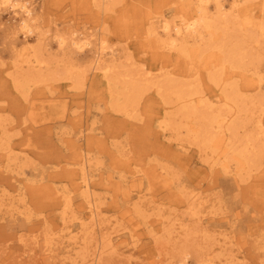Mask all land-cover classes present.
Here are the masks:
<instances>
[{
	"label": "rangeland",
	"instance_id": "374dc122",
	"mask_svg": "<svg viewBox=\"0 0 264 264\" xmlns=\"http://www.w3.org/2000/svg\"><path fill=\"white\" fill-rule=\"evenodd\" d=\"M114 1V10L97 17L87 12L85 2L34 3L51 32L93 31L106 37L115 49L118 71L135 85L127 110L137 117L112 110L103 84L102 96L88 93L96 79L86 70L87 85L78 74L87 69L89 48L69 53L53 46L47 52L42 44L45 59L51 55L53 63L38 70V82L27 80L35 70L31 73L21 62L23 35L9 36L15 16L0 10V264H92L98 248L103 252L94 264H178L183 253L190 257L188 264H264V150H252L239 170L235 160L242 135L248 132L255 142L256 121L264 126V104H254L242 89L247 107L237 122L242 129L236 132L234 152L228 138L216 150L201 149L187 128L176 129L180 115L173 128H160L162 106L165 114L178 112L180 106L162 104L155 85L142 75L148 66L159 72L154 80L163 88L170 86L162 91L166 97L187 83L199 90L191 98L193 103L204 100L200 109H227L220 107L219 91L205 75H184V67L155 61L136 45L145 32L140 10L161 11L180 22L186 15L177 13L179 0ZM44 42L54 41L48 36ZM251 60L243 59V72H264V59ZM73 71H79L78 80L63 77ZM81 152L89 160L86 174L100 209L93 227L76 188L80 179L75 178V161ZM135 169L146 171L141 182L132 177ZM133 179L137 187L130 192ZM61 193L68 196L67 206L57 200Z\"/></svg>",
	"mask_w": 264,
	"mask_h": 264
},
{
	"label": "bare ground",
	"instance_id": "6f19581e",
	"mask_svg": "<svg viewBox=\"0 0 264 264\" xmlns=\"http://www.w3.org/2000/svg\"><path fill=\"white\" fill-rule=\"evenodd\" d=\"M71 1L78 4H82V2L88 4L86 8L87 12H92L91 15L95 17L100 16L102 12L114 10L110 5L116 4L114 0ZM14 2H17V0H14ZM18 2L21 4V7L27 4L28 8L32 9L29 26L35 34L26 36L21 33V21L28 19L23 12L19 16L13 14L15 18L14 22L10 24V28L8 27V34L14 38L18 34L23 35V42L19 47L20 54L23 55L21 62L26 64L31 73L35 70L29 78L27 77V80L31 79L30 81L33 83L38 82V70L42 69L43 66H47L48 63H53L52 60L54 59L51 58V55L48 56V59H45L42 44L47 52L53 46H55V50L57 51L64 50L69 53H81L89 48L91 58L88 64H86L85 68L87 69H83L82 75L78 74L83 83L87 80L85 77L86 70L93 74L94 80L96 79L93 84L90 83L88 85V82L85 83L88 85V93L97 92L102 96L105 90L100 87V84H103V87L107 89L112 110L121 112L127 117H137L127 110L134 102V96L131 92L136 89L135 85L132 81L124 79L125 75H122L118 71L117 60L114 57L115 49L107 44L105 36L96 35L93 31L85 32L75 37L73 36V33H77L75 30L66 33L65 31L60 32L56 29L54 32H51L46 29L48 23L42 20L44 18L39 14L34 0H18ZM121 7L123 10L121 12L126 14V5L123 4ZM133 11H130V15L134 16ZM140 11L143 14L145 22H143L145 24V32L144 39H141L136 45L150 54L149 56L155 61H162L164 62L163 64H167V66L172 65L174 68L176 66L184 67V75L187 74L189 77H195L201 73L205 75L210 82L216 85V93L219 91L217 96L220 97L219 101L222 100L220 107H226L227 109L224 112L221 109L219 112L214 113L210 111L211 107L200 109L205 102L202 98H198L193 103L191 96L195 93L197 94L199 90L189 87L187 83L179 84L177 90L170 97H166L162 91L169 90L170 86L167 87L166 84L165 88H163L164 84L162 82L154 80L159 76V72L156 73L157 75L152 73L150 71L151 66H148L149 68L143 71L142 75L146 78L147 83L155 85L154 87L160 95L162 104H171L173 102L180 106L178 112L168 114H165L167 108L162 106V109L157 114V117L165 115L161 121V123H164V126L159 125L160 128H173V120H175L177 115H180L184 119L181 118L176 122V129L177 127L187 128L188 134H191V139L201 149L216 150L221 141L224 142L228 138L226 144L234 152L236 149L233 143L237 142L236 132L239 130V127L242 129L241 124L239 126L237 122L243 119L242 115L246 113L247 107L246 99L241 96L243 94L242 89L250 93L247 95L251 96L252 102L255 100L254 104H264V72L255 70L254 68L249 69L248 71L251 72L247 75L245 73L247 70L245 69L243 72L242 67L243 59L249 56L252 58V64L261 62L264 59V0H179L177 3V13L179 16L186 15V18L180 22L175 19L176 16L167 17L161 11ZM33 20L35 23H32ZM194 20L199 22L196 31H186L185 25ZM165 26H167V31H165ZM177 28L180 29L179 33H177ZM48 36H51V39L54 41L53 43L44 42ZM31 38L35 39L33 43L29 41ZM85 41L88 42L89 46L83 51L74 47L75 44H80L82 47ZM78 67L76 66L74 69L78 70ZM163 68L164 66H161L159 70ZM77 72L79 71L64 74L63 77L66 79L73 77L76 80L75 74ZM19 86L23 87V84ZM119 99L122 100L121 103L118 102ZM205 109L206 111L204 112ZM261 113L262 111L258 113L257 119L261 117ZM183 123L185 125H182ZM254 140L256 143L248 132L246 135H242V143L241 145L239 144L238 150L239 156H235L238 170L241 166L247 165L252 150H255L256 153L264 150V126L259 120L256 121ZM236 148L238 149V147ZM223 151L226 152L225 147ZM88 161L84 153H79L76 157L75 165L77 168L74 172H77L75 178L80 179L76 188L82 191L85 200V202L82 201V204H85L86 208H88V214L85 215V218L90 221V225L93 227L97 221L96 218L100 213V209H98L93 200L94 197L92 196L87 178V167L90 166ZM224 164L225 166L222 169L226 173L229 170L226 163ZM133 174L132 177H139L140 182L146 178L145 170L135 169ZM160 175L162 174L160 173ZM121 180L123 182L126 181L122 177ZM136 182L133 179L131 184H129L128 188L130 192L137 187L135 185ZM22 188L23 186H19L20 190ZM67 198L68 196L61 193L57 200L60 205L63 203L67 206L69 203L67 202ZM129 236L133 237L134 235L130 234ZM103 240L105 242L108 240V237L103 238ZM51 250L50 248L48 251L51 252ZM102 252L103 250H99L98 248L92 264L98 261ZM187 257L188 254L183 253L178 259V264H188ZM197 263L207 264L206 260H199Z\"/></svg>",
	"mask_w": 264,
	"mask_h": 264
},
{
	"label": "clouds",
	"instance_id": "9594fccd",
	"mask_svg": "<svg viewBox=\"0 0 264 264\" xmlns=\"http://www.w3.org/2000/svg\"><path fill=\"white\" fill-rule=\"evenodd\" d=\"M6 9L7 11H12L13 14L16 16H19L21 12L27 17L28 19H25L21 21V33L25 34L26 36L34 35L35 33L29 26V19L32 17V9L28 8L27 4H25L23 7H21V4L18 2H14V0H0V10ZM19 9V11H17ZM3 11H0L2 13ZM32 23H35L33 20ZM199 25V22L194 20L191 23H188L185 25V30L189 32H195L197 27ZM165 31H167V26H165ZM180 29L177 28V33H179ZM79 33H73V36H77ZM88 42H83V46L81 47L80 44H75L74 47H77L80 51H83L86 47H88ZM187 259H190L188 257Z\"/></svg>",
	"mask_w": 264,
	"mask_h": 264
}]
</instances>
